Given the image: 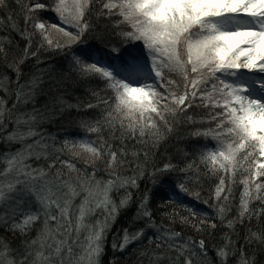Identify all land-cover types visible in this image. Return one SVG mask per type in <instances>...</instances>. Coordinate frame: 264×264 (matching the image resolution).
Returning <instances> with one entry per match:
<instances>
[{"label": "snow or ice", "instance_id": "6c2138e0", "mask_svg": "<svg viewBox=\"0 0 264 264\" xmlns=\"http://www.w3.org/2000/svg\"><path fill=\"white\" fill-rule=\"evenodd\" d=\"M0 264H264V0H0Z\"/></svg>", "mask_w": 264, "mask_h": 264}, {"label": "trees", "instance_id": "16d2710c", "mask_svg": "<svg viewBox=\"0 0 264 264\" xmlns=\"http://www.w3.org/2000/svg\"><path fill=\"white\" fill-rule=\"evenodd\" d=\"M147 69V68H146ZM73 131H75V129H73ZM201 208H206V206L204 205H199Z\"/></svg>", "mask_w": 264, "mask_h": 264}, {"label": "rangeland", "instance_id": "374dc122", "mask_svg": "<svg viewBox=\"0 0 264 264\" xmlns=\"http://www.w3.org/2000/svg\"><path fill=\"white\" fill-rule=\"evenodd\" d=\"M145 71H147V70L145 69Z\"/></svg>", "mask_w": 264, "mask_h": 264}]
</instances>
